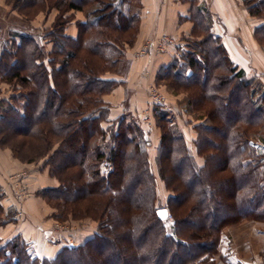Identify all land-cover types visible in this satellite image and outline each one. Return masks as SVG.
I'll return each instance as SVG.
<instances>
[{
	"label": "trees",
	"instance_id": "trees-1",
	"mask_svg": "<svg viewBox=\"0 0 264 264\" xmlns=\"http://www.w3.org/2000/svg\"><path fill=\"white\" fill-rule=\"evenodd\" d=\"M191 1L195 6L193 35L202 37L193 44L196 47L198 44L200 50L185 52L182 62L175 59L162 67L158 77L168 81L172 89L190 93L189 87L194 86L199 91L193 93L189 103L192 111H203L208 117L207 122L195 127L197 153L205 157V162L198 165L182 135L157 107L162 130L158 173L174 192L168 198L172 223L168 222V216L162 218L158 214L162 207L156 205L157 179L145 147L150 142L144 129L128 115L121 116L116 126L105 127L102 122L107 119V112L95 109L103 105L101 96L120 83L116 78L104 77L98 70L99 64L117 66L124 57L125 45L134 43L140 30L141 0H22L17 6L27 16L39 10L58 9L54 29L45 34L54 41V47L48 51L28 34L22 36L21 42L10 44L19 49L17 55L25 53L21 61L26 58L34 77L21 67L5 71L3 81L24 87L35 84V88L32 98L21 106L11 102L2 106L5 101L1 100L0 125L10 120L27 123L37 120L33 121L34 128H38L43 143L39 157L53 151L52 160L59 153L56 167L67 169L63 175L59 174L63 185L46 188L41 194L46 198H54L53 191L68 194L60 219L72 214L99 222L94 238L79 247H65L55 263L211 264L224 222L221 219V223H215L213 213H232L233 222L243 218L264 221V153L250 138L257 133L264 142L263 130L252 129L261 123L264 126V116L257 115L264 108V84L254 81L233 61L222 37L212 30L208 9L196 5V0ZM244 2L252 15L264 17V0ZM77 11L85 13V20L76 22L78 33L71 36L65 29ZM254 36L264 46V24L255 28ZM2 55L7 63H13L7 44L4 47L0 44V58ZM171 78L187 86L172 84ZM229 98H233V107ZM207 100L218 105L219 111L205 106ZM45 104L57 112L38 117ZM62 112L58 118L57 113ZM50 126L63 136L54 140ZM218 129L224 135L222 142L214 144L216 139L211 136ZM55 143H59L56 149ZM107 160L113 168L103 173L102 164ZM74 161L78 170L71 166ZM226 169L233 172L232 177L225 174ZM64 173L69 175L64 177ZM198 176H203L201 184ZM188 181L195 184L191 191L186 186ZM226 188H230L228 194ZM132 197L137 201L133 203ZM215 197L219 198L217 202ZM79 202L83 206L77 207ZM9 212L11 215L4 216L0 203V225L13 219L14 211ZM174 252L185 253L187 257L174 263L171 259ZM0 258L4 259L0 264H37L20 235L0 246Z\"/></svg>",
	"mask_w": 264,
	"mask_h": 264
},
{
	"label": "rangeland",
	"instance_id": "rangeland-1",
	"mask_svg": "<svg viewBox=\"0 0 264 264\" xmlns=\"http://www.w3.org/2000/svg\"><path fill=\"white\" fill-rule=\"evenodd\" d=\"M21 3L22 0H0V44L2 47H4L7 44L11 54L10 58L13 60V63L9 64V62L7 63L3 55L0 58V102L1 100L5 101L4 103H2V106H6V104H10V102L16 106L18 105L21 106L22 103L23 104L26 103V100H30L32 98L31 94H33L35 88L34 87L35 84H30L27 87H24L16 83H8L3 81L2 77L5 75L4 74L5 71H10L13 69L17 70L20 69L21 67H25L26 69L25 71L28 72L29 74H32L33 72V69L29 68L28 62H26L25 57L24 60L21 61L22 55L24 56L25 53L22 54L21 56L17 55L16 51L19 49H16L13 45L10 44L21 42L22 36L28 34L34 36L37 39V41H39L40 44H44L48 51L52 50L54 47V41L50 38H46L45 34L47 31L54 29V20L56 19V16L58 14V9L53 8L49 10H39L35 14H31L30 16H27L22 14L17 7L21 5ZM262 12L264 13V9H262ZM81 14L78 15V19L85 18V13L82 12ZM72 21H69L68 24L66 25L65 32L68 35L69 33L75 31H77L78 33V27L77 25L75 26L74 22ZM153 38L155 37L139 38V34H138L133 44L130 45L127 43L125 45L124 57L120 60L117 66L111 67V66L103 65L101 62V64H99V69H98L99 72L101 71L102 73H104L103 76L108 78H116V76L118 75L125 74L128 67L127 56L129 55V53L132 54L133 50H136L134 51V53L137 55H141V56L149 55L151 60H155L162 54L166 52H170V49L173 46H175L177 47L175 54L173 55V57H171L172 55L168 57L167 59L168 63L169 64L172 63L175 59L182 62V55L185 52H188L189 50L190 51L200 50L199 45L197 44L196 47L194 46L193 43L194 42L199 43V39H201L202 37L201 36L196 37L193 35V33L191 36H182L181 38L178 39H176L174 36H171L173 42H169L166 45V50L164 52H156L154 48L153 49L148 48V50L145 49V45L147 41ZM58 40L62 41L61 39ZM178 41L179 43H177ZM259 44L260 46L263 47L264 50V46L261 43ZM129 50L131 52H127ZM142 51L145 52L142 53ZM211 58L213 59V57H210V59ZM160 60L162 61L163 59ZM99 61L101 60L99 59ZM260 64L261 63L259 62L258 65L261 67ZM80 65L81 64H79V66ZM162 67L164 66L161 64L160 67L156 70L155 76L153 75V69L151 68L147 67L144 69V71H142L140 76L141 78H139L140 85L138 84L134 86L136 89V93L138 92L135 95V98L132 99L129 98L123 101V103L126 104L127 106V113L125 114L121 113L118 117L112 118L110 114L111 111L114 109L113 104L108 102L107 99H105V96L107 94H111L120 85L121 82L117 84V86H115L112 90H110L107 93H104L101 96L103 100V105L100 107V109L98 108L95 109L97 110V112H100L101 109H103V112L104 111L107 112L106 114L107 119L103 120L102 122L105 127L116 126L121 116L128 115L130 118L135 119L142 127V129H144L145 138L146 140H148V142H150V144L145 145V147L149 155L151 168L154 171L157 179L156 205L162 208H167V210L169 211L168 198L169 196L174 194V192L166 187L164 181L161 179L158 173V157H159L162 130L158 124L156 108L159 107L160 110L166 113L165 116L166 120H168V123L171 126H175L177 128L176 130L184 138L187 147L194 154V157L199 166L204 164L205 157L197 153V147L195 143L198 137L197 136L198 130L195 127L197 124L201 122H207L208 117L206 115H203L204 114L203 111L191 110L193 109L192 108L193 106L191 105V103H189V99L191 96H193V93L196 94L199 91L195 90L194 86L189 87L190 93H188L185 90L179 91L172 89L169 86V83H167L168 81L166 82L162 81L158 77L160 71H162L161 69ZM246 73L248 76L253 77L254 81L264 84V73H262L261 71L258 72L256 69L251 70L250 68H248V70H246ZM32 77H34L33 74ZM82 79L84 82V78ZM170 80L172 81V82L170 81L172 84L176 82L177 84L176 83L175 84L178 86H182V87L187 86L180 83L176 78L175 79L171 78ZM153 91H157L162 97H164L163 102H159L153 96L152 94ZM231 92H232L231 96H233L232 95L233 90H231ZM205 102H206L205 106L211 108L214 107V110L219 111L218 109H216L218 105L216 107L215 103H213L211 100H207ZM230 102H231V107H233V98H229L228 103L230 104ZM44 107H43L44 109L41 108L38 117L43 116L45 118V116H47L49 113L51 114L54 111L57 112V110L54 108L52 109L48 108V105L46 104ZM62 114L63 112L61 114L57 113L58 118H61ZM257 115H259V117L264 116V108L259 109L257 111ZM13 121L15 120H10L4 125H0V203L3 205V208L4 205L6 204L14 205L15 208L12 209V211H14L12 216L14 217L16 216L18 209L24 210L27 202L30 199L36 197L42 199L46 203V205L50 207L53 218L52 219L53 230H55L54 229L55 225L56 226L59 225L58 228L60 227L68 228L70 226L82 228L84 225L90 224L91 223L90 220H94L91 217H75L74 215L69 214L64 219L58 218L60 214L62 215L64 213L63 212L64 198H67L68 194L63 192L53 191L52 195L54 196V198L53 197L46 198L41 194V192L46 188L59 187L60 184L63 185V182L61 181V179H59V174L63 175V172L67 169L65 168L63 171L61 170L62 168L57 169L56 167L58 160L61 156L59 157V153H58L57 157L51 160L50 155L53 151H50L48 152L47 155H44L43 157H39L40 153L43 150L42 149L43 143L38 128L37 129L34 128L33 121L37 122V120L33 119L32 122L30 121L28 123L21 119L16 122ZM27 124H29L28 125L29 129L26 132H24L23 128H25ZM75 127L78 126L75 124ZM53 128L54 127L50 126L51 131L54 130ZM85 129L87 130V128ZM252 129L254 130L262 129L264 132L263 123L260 124V127L258 125ZM216 132L217 133H214L213 136L211 137H214L216 139L214 144H219L220 142H222L224 131L218 129V131ZM53 133L54 134L52 138L54 140L56 138H60L61 136H63L62 133L57 131L55 132V130ZM107 138L108 139L110 138V134L107 135ZM250 138L252 142H254L259 146L261 150L260 152L264 153V149H263L264 142L260 138V134L252 133ZM58 144L59 143H55L54 149L58 148ZM75 163L77 162L74 161L71 164V166L73 167ZM112 168L113 165L110 160H107L102 164L103 173L109 172L110 170H112ZM73 169L78 170V166L74 167ZM52 171L56 172V174L53 175L51 173ZM232 173L233 172H231L230 169L225 170V174H227L228 176L232 177L233 176ZM68 175L65 174L64 177ZM30 176H32L33 180L31 179ZM40 177L43 179V181L45 179V181L42 184L44 186L45 185L48 186L43 188H40V186H38L39 189L35 190L33 184H35L34 183L35 180L40 179ZM198 178L199 179H197V181L200 180V184H201L203 181V176L200 177L198 176ZM64 183L67 184V182L65 181ZM194 185L195 184L189 181L186 182V186L189 189V191H191L190 188L193 187ZM229 191L230 188H226L225 194H228ZM132 192L133 191L129 192L130 195ZM19 194H22L21 198L18 197ZM189 199L192 200L193 197L191 196V198ZM218 199L219 198L215 197L216 202ZM132 201L133 203L136 202L137 198L132 197ZM176 201L177 200H174L173 204H175ZM81 204L83 203L81 202H79L78 204L76 203V206L77 207L83 206ZM9 211L10 210L6 211L4 209V213H3L4 216L11 215V212ZM221 212L213 213V215L216 216L215 223H221L220 222L221 219H224V222L221 228L222 230H221V237H220V243L218 245V250L214 255V257L212 258L214 259L213 260L214 262H212L211 264H222L221 262L224 257L223 251H226L227 249L233 247V242H235L237 246H242L243 241L246 240V238H250L251 236L253 237V235L256 233L257 230L261 229L262 231H264V221L255 220L251 218H243L233 222L232 213L223 212V211ZM24 216H25V211H24ZM173 219H174L173 215L171 216V218L168 217V222L172 223ZM189 222L191 225L193 224V220L191 221L190 219ZM191 248L192 247L187 248L186 251L190 252ZM186 255L185 253L183 255L182 254L178 255V253L174 252L171 255V259L173 260L174 263H177L183 260V258L185 259L187 257Z\"/></svg>",
	"mask_w": 264,
	"mask_h": 264
},
{
	"label": "crops",
	"instance_id": "crops-1",
	"mask_svg": "<svg viewBox=\"0 0 264 264\" xmlns=\"http://www.w3.org/2000/svg\"><path fill=\"white\" fill-rule=\"evenodd\" d=\"M195 4L208 9L212 30L222 37L233 61L245 70L250 68L264 73V50L254 36L255 28L264 24V17L252 15L244 0H196ZM193 7L195 6L191 0H141L139 38L156 37L164 33L176 39L191 36L194 28ZM81 13L82 11L75 13V19L72 21L75 26L77 21L85 20L78 19ZM69 35L76 36L77 31ZM176 49L177 47L173 46L170 52L162 54L155 60H151L149 55L135 54L136 50H133L132 54L129 53L126 73L116 76L121 82L120 85L105 96L114 107L110 114L112 118L127 113V106L123 101L135 98L138 92L136 93L134 86L140 85L142 71L147 67L151 68L155 76L161 64L163 66L169 64L167 59L171 55L173 57ZM257 62L261 63V67ZM30 177L32 179V176ZM44 181L41 177L36 179L34 189H39L38 186L40 188L48 186L42 184ZM14 208L15 206L11 204L4 205L6 211ZM24 211V217L14 216L12 220L0 225V246L20 235L28 243L37 264H57L55 259L65 247H79L94 238L98 232L99 222L96 220H90L91 223L82 228L70 226L53 230L50 207L40 198L30 199ZM223 254L222 264H264V231L257 230L253 237L243 241L242 246H237L233 242V247L223 251ZM3 260L0 258V263Z\"/></svg>",
	"mask_w": 264,
	"mask_h": 264
},
{
	"label": "built area",
	"instance_id": "built-area-1",
	"mask_svg": "<svg viewBox=\"0 0 264 264\" xmlns=\"http://www.w3.org/2000/svg\"><path fill=\"white\" fill-rule=\"evenodd\" d=\"M169 42H173V39L171 38V36L169 34H161L159 35L158 37H155L153 39H150L147 41L146 45H145V49L148 50L149 49H153L156 51V52H164L166 50V45L169 43ZM144 49V50H145ZM145 51H142V53H144ZM153 96L159 101V102H163V99L164 97H162L157 91H153ZM18 197H22V194H19ZM16 216H19V217H23L24 216V210L23 209H18L17 210V213H16ZM167 216L169 218H171V214L167 213ZM59 227V225H55L54 229H57ZM61 228V227H60Z\"/></svg>",
	"mask_w": 264,
	"mask_h": 264
},
{
	"label": "water",
	"instance_id": "water-1",
	"mask_svg": "<svg viewBox=\"0 0 264 264\" xmlns=\"http://www.w3.org/2000/svg\"><path fill=\"white\" fill-rule=\"evenodd\" d=\"M161 213H163L164 215H161ZM167 213H168L167 208H160V209L158 210V214H159V216L162 217V218H165V217L167 216Z\"/></svg>",
	"mask_w": 264,
	"mask_h": 264
},
{
	"label": "snow or ice",
	"instance_id": "snow-or-ice-1",
	"mask_svg": "<svg viewBox=\"0 0 264 264\" xmlns=\"http://www.w3.org/2000/svg\"><path fill=\"white\" fill-rule=\"evenodd\" d=\"M161 215H164L163 213H161Z\"/></svg>",
	"mask_w": 264,
	"mask_h": 264
}]
</instances>
